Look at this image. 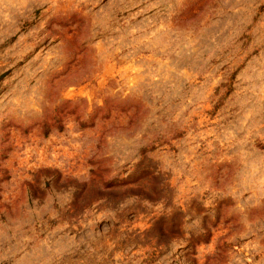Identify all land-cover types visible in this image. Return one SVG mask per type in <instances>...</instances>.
<instances>
[{
	"label": "rangeland",
	"instance_id": "rangeland-1",
	"mask_svg": "<svg viewBox=\"0 0 264 264\" xmlns=\"http://www.w3.org/2000/svg\"><path fill=\"white\" fill-rule=\"evenodd\" d=\"M0 264H264V0H0Z\"/></svg>",
	"mask_w": 264,
	"mask_h": 264
},
{
	"label": "trees",
	"instance_id": "trees-1",
	"mask_svg": "<svg viewBox=\"0 0 264 264\" xmlns=\"http://www.w3.org/2000/svg\"><path fill=\"white\" fill-rule=\"evenodd\" d=\"M5 74H2L0 77L4 76Z\"/></svg>",
	"mask_w": 264,
	"mask_h": 264
}]
</instances>
